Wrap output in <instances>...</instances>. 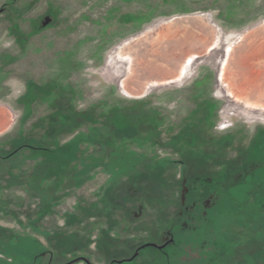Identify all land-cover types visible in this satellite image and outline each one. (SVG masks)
I'll use <instances>...</instances> for the list:
<instances>
[{"label":"rangeland","instance_id":"1","mask_svg":"<svg viewBox=\"0 0 264 264\" xmlns=\"http://www.w3.org/2000/svg\"><path fill=\"white\" fill-rule=\"evenodd\" d=\"M102 1L0 0V264L163 243L186 176L264 144V0ZM117 10L147 19L118 34ZM261 168L223 190L204 249L186 227L135 264H264Z\"/></svg>","mask_w":264,"mask_h":264},{"label":"flooded vegetation","instance_id":"2","mask_svg":"<svg viewBox=\"0 0 264 264\" xmlns=\"http://www.w3.org/2000/svg\"><path fill=\"white\" fill-rule=\"evenodd\" d=\"M122 1L123 4L127 3V0ZM102 2H104V0ZM115 14H117L116 20L118 23V28L116 29V33L118 34L123 33L125 28H128L130 25H139L147 19V16L142 13H120V11L117 10ZM109 17H113V15H109ZM28 89L29 87H27V90ZM223 144L224 143H222V145ZM258 147L259 149L253 150L248 158L241 162L240 166H238L237 168L233 167L231 169H221L216 172V177L210 178L208 176H186L182 181L183 183L181 184V202L183 208L182 211L177 215V219L173 228L167 231V237L165 241L160 244L154 241H150L134 245L131 250L126 252V254L124 255L111 256L106 264H135L136 261L144 255V253L152 250L163 253L165 255V259L170 261L171 257H173L172 255L175 254L174 251L171 253L172 255L169 253L170 247L174 248L177 252L182 251L184 248L183 245L177 247L178 238H176V233L181 232V230L186 227L190 231L197 234V239L195 240H199L200 244H202L201 246L199 245V247L204 249L203 242L205 243L206 241H209L206 240V238L209 236V229L207 224V222L209 221L208 215L209 212L216 206V202L220 198L221 193H223V190H225V188H228V190L232 189V191H234L239 188L241 189L243 185L242 183L254 184L255 182H258L254 180L256 179L257 175L263 171V168L261 167H263L264 164L263 161H255L253 159L264 154V144L259 141ZM168 162L172 164L177 163V161L174 160H168ZM236 178L238 180H235ZM251 187L253 186L251 185ZM141 212L142 210H140V213ZM40 258H42V262H47L48 264H53L58 259V257L55 256L54 253L49 252V254L47 255L46 251L42 252L41 255H38L36 257L34 256L33 260H36L37 262ZM78 263L94 264L87 256L77 255V253L71 254V257L65 260V263L63 264Z\"/></svg>","mask_w":264,"mask_h":264},{"label":"crops","instance_id":"3","mask_svg":"<svg viewBox=\"0 0 264 264\" xmlns=\"http://www.w3.org/2000/svg\"><path fill=\"white\" fill-rule=\"evenodd\" d=\"M168 65V64H167ZM167 68H170L171 66H166ZM172 68V67H171ZM170 68V69H171ZM178 82H183L182 81V79L181 80H178V79H173V80H169V81H167L164 85H170V84H174V83H178ZM154 85H152L153 87L155 86V87H157V86H159V85H161V84H159V82H154L153 83Z\"/></svg>","mask_w":264,"mask_h":264},{"label":"trees","instance_id":"4","mask_svg":"<svg viewBox=\"0 0 264 264\" xmlns=\"http://www.w3.org/2000/svg\"><path fill=\"white\" fill-rule=\"evenodd\" d=\"M15 153H12V154H9L8 156H2V155H0V159H7V158H10V157H12L13 155H14Z\"/></svg>","mask_w":264,"mask_h":264}]
</instances>
